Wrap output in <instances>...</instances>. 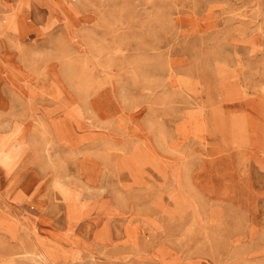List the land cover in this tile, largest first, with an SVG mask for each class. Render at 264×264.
I'll return each instance as SVG.
<instances>
[{
    "label": "rangeland",
    "instance_id": "obj_1",
    "mask_svg": "<svg viewBox=\"0 0 264 264\" xmlns=\"http://www.w3.org/2000/svg\"><path fill=\"white\" fill-rule=\"evenodd\" d=\"M0 264H264V0H0Z\"/></svg>",
    "mask_w": 264,
    "mask_h": 264
},
{
    "label": "bare ground",
    "instance_id": "obj_2",
    "mask_svg": "<svg viewBox=\"0 0 264 264\" xmlns=\"http://www.w3.org/2000/svg\"><path fill=\"white\" fill-rule=\"evenodd\" d=\"M5 162H6V161H4V160H2V159L0 158V163L5 164Z\"/></svg>",
    "mask_w": 264,
    "mask_h": 264
}]
</instances>
